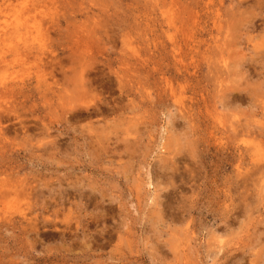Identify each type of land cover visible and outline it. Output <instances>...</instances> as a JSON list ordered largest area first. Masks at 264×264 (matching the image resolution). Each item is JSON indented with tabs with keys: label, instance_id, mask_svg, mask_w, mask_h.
I'll return each instance as SVG.
<instances>
[{
	"label": "rangeland",
	"instance_id": "rangeland-1",
	"mask_svg": "<svg viewBox=\"0 0 264 264\" xmlns=\"http://www.w3.org/2000/svg\"><path fill=\"white\" fill-rule=\"evenodd\" d=\"M0 264H264V0H0Z\"/></svg>",
	"mask_w": 264,
	"mask_h": 264
},
{
	"label": "bare ground",
	"instance_id": "bare-ground-1",
	"mask_svg": "<svg viewBox=\"0 0 264 264\" xmlns=\"http://www.w3.org/2000/svg\"><path fill=\"white\" fill-rule=\"evenodd\" d=\"M170 91V90H169Z\"/></svg>",
	"mask_w": 264,
	"mask_h": 264
}]
</instances>
